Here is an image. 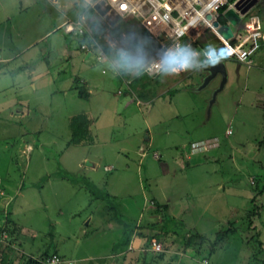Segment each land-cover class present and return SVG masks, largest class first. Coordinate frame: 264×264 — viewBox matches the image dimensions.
I'll return each instance as SVG.
<instances>
[{
	"label": "rangeland",
	"instance_id": "rangeland-1",
	"mask_svg": "<svg viewBox=\"0 0 264 264\" xmlns=\"http://www.w3.org/2000/svg\"><path fill=\"white\" fill-rule=\"evenodd\" d=\"M261 4L255 0L250 11L260 24ZM98 14L83 0H0V215L2 198L14 191L4 213L21 228L14 252L56 251L103 264L110 244H122V227L160 228L174 241L200 231L208 247L220 234L204 251L209 264H264V68L257 48L248 66L223 59L225 80L208 104L218 76L198 88L203 70L189 67L188 81L171 86L164 71H138L130 48L149 45L142 27L131 17ZM76 18L83 32L63 33L58 23ZM128 31L135 36L130 48ZM74 78L86 81V97ZM76 114L88 119L90 139L66 145ZM86 160L93 171L84 170ZM150 197L169 199L173 216L156 212ZM141 242L131 264H162L143 236Z\"/></svg>",
	"mask_w": 264,
	"mask_h": 264
},
{
	"label": "built area",
	"instance_id": "built-area-1",
	"mask_svg": "<svg viewBox=\"0 0 264 264\" xmlns=\"http://www.w3.org/2000/svg\"><path fill=\"white\" fill-rule=\"evenodd\" d=\"M83 1L89 8L93 9L97 6L102 10L99 14L104 19L131 17L148 32L155 41V47L140 68L151 77L164 69L175 75L185 74L187 68L183 71H175L170 65V60L174 56L188 59L193 50L208 64L223 58H233L239 63L249 65L252 62L250 54L260 45L259 41L264 44V28L260 26L257 15L250 12L254 4L243 14H239L233 7V3L237 0ZM227 8H231L239 16V20L234 25L223 16ZM223 23L230 26L232 35L229 38L221 37L216 31L217 26ZM59 27L65 34L74 35L83 32V27L77 18L64 19ZM206 31H211L218 38V42L207 46L202 36ZM93 43L91 39L88 44L92 46ZM79 47L89 52L85 42H81ZM7 238L6 231L1 230L0 244ZM149 245L155 252L162 249L160 243L153 239ZM43 262L64 264L66 260L57 253H50L44 257ZM199 263L209 264L205 257H201Z\"/></svg>",
	"mask_w": 264,
	"mask_h": 264
},
{
	"label": "crops",
	"instance_id": "crops-1",
	"mask_svg": "<svg viewBox=\"0 0 264 264\" xmlns=\"http://www.w3.org/2000/svg\"><path fill=\"white\" fill-rule=\"evenodd\" d=\"M53 1H55V0H53ZM255 12L256 13L259 12L260 15L262 16V19H261L262 22H261L260 26L262 28H264V4L263 5L261 4V5L257 6ZM60 22L58 24H60ZM76 53H77L76 50H73L71 54H72V56L75 57V55H77ZM253 53H256L257 57H260L262 59V65L261 66H262V68H264V65H263V63H264V44L259 45L257 47L256 51L253 52ZM81 55H83L84 59L85 58H89L91 56L90 52H88V51L81 52ZM189 56H191V58L189 60V66L187 67V70H186L185 74H187V72H189V67L190 68L192 67L191 70H194V71L195 70H203V67L206 64H208V62L202 60L200 55L197 54L194 50L189 54ZM1 59H6V57L5 58H1ZM223 59L221 60L222 62L225 61ZM226 59H230V58H226ZM232 60H234V59L232 58ZM234 61H236V60H234ZM237 63H239V62H237ZM246 66H248V65H246ZM163 71H164V75L168 79V82H169L168 85L169 86L173 85L177 81H183V80L188 81L187 79L183 78V77L186 76L185 74L175 75V74H172L171 72H169L166 69H164ZM162 72H160V73H162ZM157 76H158V74L156 75V77ZM216 76H218V75H216ZM79 81L83 84V86H86V81L84 79H80ZM127 83L128 82H125V84H127ZM117 93H120V91L117 90ZM130 94L132 95L133 93H130ZM88 128H89V126H88ZM144 139L145 140H149V135H147V136L145 135ZM206 144H208V143H206ZM77 145H84V143L80 142ZM158 156H159V154H158ZM83 159H86L85 155H82L78 159V161L79 160H83ZM78 161L76 162V165H75V167H77V169L80 168V165H79ZM84 166L86 167L84 169L85 171L89 172V171H93L94 170V163L92 161H87L86 160V165H84ZM110 168H111L110 165H107V164L103 165V169L104 170H109ZM57 181L58 182L53 183V184L58 186V188H65L64 185H66V184H63V186H62V181H63L62 179H57ZM68 182H69V180H67L66 183H68ZM49 184L52 185V183H49ZM218 186H219V184L217 183L216 184V189L218 188ZM41 188H43V187L41 186L40 189ZM20 190H21V188L19 187L18 191L20 192ZM12 192L14 193V191H12ZM11 193H6V194H8L7 197L2 198V200H1V206H2V209H1L2 212L1 213L2 214L0 216H2V215L4 216V213L8 212V211L5 212V210H7L6 208H7L8 204H9L8 200H9V198H11V196H14ZM1 194L2 195L5 194L4 189H0V195ZM19 194H22V192H20ZM150 199H152L153 202H156V199L154 197H152V198L150 197ZM163 202H164L163 204H165V210H167L169 212V214H171V216H173L174 213L171 212L172 209L170 207V203H168L169 199H167V201H163ZM139 214H138V216H139ZM157 215H158V217H157ZM154 216H156V219L158 218L157 221L159 223L161 221V219L159 217V214L155 212ZM5 219H6V225H9L10 226L9 228H12L13 232H12L11 235H9V236H11V238L6 240L3 243V245L0 246V264H22L23 260L27 256L37 257V256H34V255L30 254V253L26 254L23 251H19L17 249H15V251L17 250L16 253L14 252L13 249L15 248L14 247L15 240H16L21 228H19L18 224L14 223V221H12L10 218L5 217ZM0 220H1V217H0ZM89 220H90V217H87L85 223L87 224L89 222ZM136 221H137V219H136ZM157 229L158 230H156V231H158V232H159V230H161L160 228H157ZM150 230H152V229H150ZM152 231H154V230H152ZM138 232H139L138 229H135V228L132 229V233L130 235V239L125 244V249L123 248V246H122L123 243L121 244V242L118 245H117V241H115V243L114 242L111 243L110 247H109L111 249L110 252L101 258L102 263L103 264H131V263H133V261L137 258V253H138L137 251H138L139 247L142 244V242H141V237L142 236ZM196 232L198 234L203 235L205 237V239L200 240V239H197V238H193V239L188 240L185 243H183V240L174 241L175 239H173V240L170 241V239H168V237H167V233H162L161 236L159 237V238H161V240L157 239L158 242L162 246V251H160V253L158 252L159 255L156 254V256L162 261V264H200L199 263L200 258L201 257H205L204 251H208L209 249L212 250V248H210V246L208 247V245H207V241L206 240H208V238L204 234H202V232H200V231H196ZM132 235H133V237H132ZM187 235H189V233L185 234V236H187ZM165 245H168V249H166L164 247ZM128 251H130V252H128ZM54 252L57 253L56 251H53L51 253H54ZM141 252L144 254L146 251L144 249H141ZM150 253L155 255V252L152 253L150 251ZM84 258H85V256L78 257V258L73 259V260L65 259L66 262L64 264H82V263L85 262L84 260H86ZM205 258H207V257H205Z\"/></svg>",
	"mask_w": 264,
	"mask_h": 264
},
{
	"label": "trees",
	"instance_id": "trees-1",
	"mask_svg": "<svg viewBox=\"0 0 264 264\" xmlns=\"http://www.w3.org/2000/svg\"><path fill=\"white\" fill-rule=\"evenodd\" d=\"M262 1H264V0H262ZM116 29L115 30L113 29V31L118 32V33L122 30V29H117V30ZM142 29L144 30V32L147 35L148 40H149V45L146 46L144 50L142 49V47H144V45H142V43H138V44H140L139 45L140 48H137V47H135V49H131L130 48V47H132L131 46V41L134 40L133 38L135 37L134 36V32H133V36L130 35L127 38L128 39L127 48H130V50H132V51L135 50L132 53V55H133V58H134L135 62H137L135 64L137 65V70L138 71H141L140 64L142 65L147 60V58L152 53V51H153V49L155 47L154 39L150 37V35L148 34V32L144 28H142ZM131 31H133V30L131 29ZM92 34L95 36L94 32ZM81 40H82V38H81ZM150 40H151V44H150ZM86 41L89 43L90 39L89 40L87 39ZM259 43L261 45L260 41H259ZM200 44H202V42H200ZM102 48L104 50H106L107 47L104 46ZM122 73H123V71H121L120 73H117V75H123ZM142 73H144V72H142ZM78 82H79L78 79H76V78L73 79L74 86L77 88V94L79 96L86 97L87 92L83 88V84L79 85ZM88 122H89L88 119L83 114H76V115H73V116H71L69 118V120H68L69 137H68V140L66 141V145L78 144L80 142L84 143V142H87L90 139V133L88 131ZM263 139H264V123H263V126H262V137H261L260 140L262 141ZM60 176L61 177H65L67 180H69L71 182H74V179H73L72 176H69V175H66V174H61ZM86 188L91 190V187H89V185H86ZM104 195L107 196L106 193H104ZM154 207H155V211L156 212L165 210V204H160V203L154 202ZM253 207H256V206L255 205L252 206V208H251L252 210H250V214L251 215H254L256 213V212L253 211ZM161 214H160V217H161ZM249 219H248V222H249ZM132 229H133L132 227L131 228L130 227H128V228L127 227L126 228L122 227L121 230H122L123 235L125 236L124 240L122 241L123 244H126L128 242V240L130 239V235L132 233ZM1 230L7 231V235L8 236L11 235L12 232H13L12 228H9L7 225H6V227H3V228L1 227L0 231ZM138 233H140V235L144 237V245H148L152 239L156 240L157 242H158L157 239L161 240V238H159V237L161 236L162 233H164V231L163 230H159V232L158 231L155 232V231H152V230H148V231H145V232L139 231ZM193 238H197V239H200V240L205 239V237L203 235L198 234V233L195 232V233L189 234L187 236L184 235V238L182 240H183V243H185L186 241L191 240ZM221 239H222V237H220V234H217V232H216L215 235L213 236V239H212L211 243H210V248H213L215 245H217L221 241ZM161 248H162V246H161ZM160 251H162V249ZM160 251H158V252H160ZM158 252H157V254H158ZM48 254L44 253L43 255H39L37 257L27 256L23 260L22 264H44L43 259Z\"/></svg>",
	"mask_w": 264,
	"mask_h": 264
},
{
	"label": "water",
	"instance_id": "water-1",
	"mask_svg": "<svg viewBox=\"0 0 264 264\" xmlns=\"http://www.w3.org/2000/svg\"><path fill=\"white\" fill-rule=\"evenodd\" d=\"M255 0H237L233 3V7L238 11L239 14H243L250 6L254 4ZM94 8L98 12H102V10H99L97 6H94ZM223 16L229 21L231 25H234L238 20L239 16L238 14L232 10L231 8H227L223 12ZM216 22L213 23L215 25ZM216 31L221 35L223 38H229L232 35L230 26L223 23L217 26ZM129 34H133V32L128 31ZM203 39L205 41V44L207 46L214 45L215 43L218 42V38L211 32V31H206L203 33ZM204 75L201 79V82L198 86V88L204 86L213 76L218 75L219 77V82L217 87L211 92L210 98L208 99V104H210L213 99L215 93L220 90L222 87L224 80H225V70H224V65L221 60H217L214 62H211L209 64H206L203 67Z\"/></svg>",
	"mask_w": 264,
	"mask_h": 264
},
{
	"label": "clouds",
	"instance_id": "clouds-1",
	"mask_svg": "<svg viewBox=\"0 0 264 264\" xmlns=\"http://www.w3.org/2000/svg\"><path fill=\"white\" fill-rule=\"evenodd\" d=\"M170 65L175 71H183L189 66V60L186 57L174 56L170 60Z\"/></svg>",
	"mask_w": 264,
	"mask_h": 264
}]
</instances>
